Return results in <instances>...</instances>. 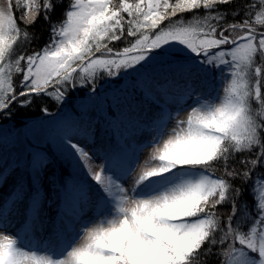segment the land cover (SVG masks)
<instances>
[{"label":"snow or ice","instance_id":"snow-or-ice-1","mask_svg":"<svg viewBox=\"0 0 264 264\" xmlns=\"http://www.w3.org/2000/svg\"><path fill=\"white\" fill-rule=\"evenodd\" d=\"M0 264H264V0H0Z\"/></svg>","mask_w":264,"mask_h":264},{"label":"trees","instance_id":"trees-1","mask_svg":"<svg viewBox=\"0 0 264 264\" xmlns=\"http://www.w3.org/2000/svg\"><path fill=\"white\" fill-rule=\"evenodd\" d=\"M37 32H40V26L39 25H37ZM46 37H47V33L45 32L42 36H41V42H43V40H45L46 39Z\"/></svg>","mask_w":264,"mask_h":264}]
</instances>
